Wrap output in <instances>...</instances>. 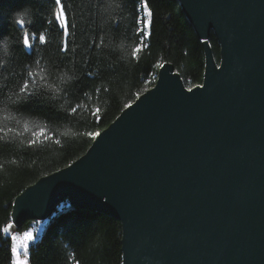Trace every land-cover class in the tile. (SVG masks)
<instances>
[{"label":"water","instance_id":"1","mask_svg":"<svg viewBox=\"0 0 264 264\" xmlns=\"http://www.w3.org/2000/svg\"><path fill=\"white\" fill-rule=\"evenodd\" d=\"M178 1L202 83L189 93L162 63L81 156L14 198L16 228L67 199L120 220V264H264V0Z\"/></svg>","mask_w":264,"mask_h":264},{"label":"trees","instance_id":"2","mask_svg":"<svg viewBox=\"0 0 264 264\" xmlns=\"http://www.w3.org/2000/svg\"><path fill=\"white\" fill-rule=\"evenodd\" d=\"M62 3L71 25L67 52L60 51L63 35L53 15L54 0H0V41L7 40V48L0 43V225L11 219L19 193L81 156L137 93L155 84L158 62H170L188 89L203 80L202 39L178 0H148L152 35L138 58L141 37L135 22L142 14L140 0ZM21 8L27 15L13 18ZM25 30L37 36L44 32L48 43L34 40L28 53L22 43ZM208 42L219 63L220 45L212 30ZM27 80L29 96L22 92ZM38 127L46 128L50 138L31 144ZM39 221L29 264L122 261L121 222L108 213L64 199L48 217L27 219L16 231L29 230ZM0 264H12L9 240L3 235Z\"/></svg>","mask_w":264,"mask_h":264},{"label":"snow or ice","instance_id":"3","mask_svg":"<svg viewBox=\"0 0 264 264\" xmlns=\"http://www.w3.org/2000/svg\"><path fill=\"white\" fill-rule=\"evenodd\" d=\"M143 16L138 17L136 20V26H137V36H140V42L136 45V58L139 57V54L142 52V50L149 45H146L144 43L145 40H150L152 35V24H153V12L151 8L148 5V0H140ZM55 4V11L53 13L55 17L56 24L62 31L63 39L61 43L60 51L67 52L68 51V37L70 35V23L68 19V14L65 10V5L62 3V0H54ZM147 9V11H145ZM57 16L60 18L57 19ZM26 24V21L24 22V25ZM43 35V39H41V36ZM39 40V43L41 45H46L48 43V38L45 35L44 32H40L37 36L35 33H29V31L25 30L23 32L22 37V43L26 48L31 49L33 47V41ZM157 68H162V63H157L155 65ZM27 84L22 85V92L25 96H29L32 94V89L29 86V80H27ZM188 92H192V89H188ZM139 93H137V97H139ZM126 108H129L130 105H125ZM78 110V108L75 109V112ZM73 112V113H75ZM99 111L96 112L98 114ZM92 135V134H91ZM37 138L42 139H48L50 138V134L48 133V130L46 128H40L37 130V134L34 137L32 141H30L31 144L37 143ZM94 138V137H93ZM28 230H25L23 232L16 231L15 226V219H9L6 223L0 225V235H3L8 238L9 240V248H10V254L12 257V264L15 261V264H29V260L27 259L29 248L31 241L34 239L33 236H27L25 237L23 233H26ZM15 240V245H14ZM25 240L28 241V243L25 245ZM22 248H26V250H21ZM76 264H80V261H76Z\"/></svg>","mask_w":264,"mask_h":264},{"label":"clouds","instance_id":"4","mask_svg":"<svg viewBox=\"0 0 264 264\" xmlns=\"http://www.w3.org/2000/svg\"><path fill=\"white\" fill-rule=\"evenodd\" d=\"M25 15H27V13H26V11H25L23 8L18 9V10L14 11V12L12 13L13 18H15L16 16H21V17H23V16H25ZM0 43H3V46H4L5 48H7V40H6V39L3 40V41H0ZM17 99H20V98L18 97ZM23 125H24V129H25V128L28 129V127H29V122H28L27 120H25V121H23ZM40 128H43V127H38V129H40ZM36 134H37V131H33V132H32V136H33V137H35ZM65 134H68L67 131L65 132Z\"/></svg>","mask_w":264,"mask_h":264},{"label":"rangeland","instance_id":"5","mask_svg":"<svg viewBox=\"0 0 264 264\" xmlns=\"http://www.w3.org/2000/svg\"><path fill=\"white\" fill-rule=\"evenodd\" d=\"M145 11H147V9H145ZM141 16H143V11H142ZM40 226H41V222L40 221L39 222H33L31 228L26 233H23V235L25 237H27V236H33L34 237L33 240H35L37 238V236H38V232H39ZM27 243H28V241L25 240V244H27ZM14 245H15V240H14ZM21 250H26V248H22ZM13 264H15V261H14Z\"/></svg>","mask_w":264,"mask_h":264},{"label":"built area","instance_id":"6","mask_svg":"<svg viewBox=\"0 0 264 264\" xmlns=\"http://www.w3.org/2000/svg\"><path fill=\"white\" fill-rule=\"evenodd\" d=\"M61 204V203H60ZM26 245V244H25Z\"/></svg>","mask_w":264,"mask_h":264}]
</instances>
